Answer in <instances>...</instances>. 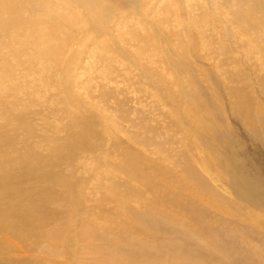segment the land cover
<instances>
[{
    "label": "bare ground",
    "instance_id": "obj_1",
    "mask_svg": "<svg viewBox=\"0 0 264 264\" xmlns=\"http://www.w3.org/2000/svg\"><path fill=\"white\" fill-rule=\"evenodd\" d=\"M117 1L124 2L127 8L129 7L128 9L135 11L140 16L152 15L151 17L156 19L154 20L156 32L161 31L160 28L164 29L163 25L169 22L173 23L176 21V24H178L180 21L179 12H176L178 11L177 9L160 10L161 13L157 12L156 14L150 13L147 9H141L145 3H150V0ZM218 3L221 8L227 9L228 15L230 14V27L233 25L239 26L238 32L240 33L232 30L233 33L231 31V35L243 36L238 41L234 36L230 35L231 42L229 43L234 45V49H232V45L225 44L222 39H217L218 37H214V39L211 38L212 35L209 37L210 32L213 31L212 29L209 28L210 31L205 32V26H211V23H207V20L210 21L211 17L205 10L201 11L198 16L196 13L189 15L186 12V22L189 23L191 20L199 22V24L202 23L200 32L206 33L214 49L219 52L220 65L225 66L224 73L226 75L225 78L228 77L226 79L228 82L224 80L225 85L222 81L221 84L229 97L230 109H228L236 116L235 118L243 120L246 128L260 139L261 136L264 137V116H262L261 105L255 100L258 95L255 89L259 88L260 93L264 96V73L257 72L255 60L252 58L260 60L262 68H264V0H218ZM151 4V7H157L159 6V1H154ZM111 12L113 11L105 0H0V69L9 68L5 71L3 69V72L0 73V86H2L3 76L7 74L11 77L16 74V80L22 87L28 85L26 81L28 76L26 71L28 69L24 68L19 72L17 69L20 65L25 64V59L30 61V65L39 64L43 72L45 68L49 70L57 69L58 65L65 72L60 77L63 80L60 82L64 84L66 93V105L64 108H67V110L64 108L63 110L70 112L67 121L54 126L51 125V127L41 121L42 133H38V123L33 117H30L26 107L17 108L13 103L14 101L7 99L8 96L5 95L6 93L0 87V108L10 116V118L7 116L0 117V264H45L44 259L36 257L35 254H45L46 252L53 255L50 259L53 264H62L61 261L55 262L56 250L54 248H50L48 245L38 247L30 238L37 239V236H40L42 224L47 221L49 214L53 215L50 203L57 198V196L48 194L42 200L41 194L38 193L36 194L38 197L35 196L33 199L26 196L27 189L32 193V185L30 184L33 181L46 179L48 170L53 171L55 169L56 163L39 156L34 143H31L36 136L48 137L49 132H53L54 135L52 136L57 139L55 149L58 152L63 150L67 152L65 148L68 146L85 148L88 151L95 149V152L90 153L88 158H92L97 162L98 167L104 163L107 167L106 172L99 177V181L94 186L96 189H102L104 186H106L104 189H109L112 186L111 190L102 194L103 197H109L108 200L110 201L98 206L94 204L95 208L91 209L90 213L95 215L100 221L96 223V226H87L88 229L96 228L95 231L98 237L104 241L105 245H99L94 249L93 260L88 264H168L165 259L159 258L161 257L159 255L169 251L168 248L165 247L166 249L163 250L162 247L168 245L171 240L169 238L166 239L162 231H157L156 228L161 229V227H158L159 222L167 219L169 223L166 221L168 224H162V227L166 228L167 226L166 231L172 230L171 232L173 233L176 230H184L190 234L200 228H207L214 224H212L213 221L211 219L215 215L211 214L213 211L206 210L203 206L205 207L214 198L220 201L219 209L223 210L220 207L225 206L223 207L224 209L227 208L228 211L235 213V215H240L241 213L240 203L235 200L240 195H246L249 198L248 201L255 207L264 210V189L257 182L250 181V183L247 180V188L249 190L244 194V190L241 188L243 187L242 182H240L237 172L241 165L239 159L237 156L227 157V152L225 156L221 155L220 151L226 148L222 142L227 140L226 136L232 132L230 130L232 124L229 125L228 123V126H226V124L224 125V123L219 121V117H214L219 115L221 116L220 118L230 119L227 115L226 106L222 102L224 99L221 100V96L219 97L218 93L212 88L214 85L210 81L202 79L201 70L196 61L189 64L201 76V78L199 77L201 80L199 85L207 94L214 111L204 103L206 101L203 100V102L201 100L200 94L192 87L194 80L181 76L184 82L183 88L175 91V97L182 106L183 116L179 115L170 119V126L167 131H164L166 135L162 132L163 126L160 123H151L152 118L141 116L133 118L122 117L131 127L142 128L148 132L142 135L136 129H133L135 133L132 135H137L139 138L133 143L130 140H124L118 135L107 137L103 132H100L101 123L94 111L84 106L85 104H82L84 100H80L73 92V89L66 86L69 85L68 79L71 82L72 70L79 63L82 44H88L89 41L95 40L93 45L96 44L102 50L101 52L107 53L103 54H110L111 58L114 57L122 62H129L131 51L127 47L128 43L124 40L122 32H120L118 37L124 44L116 43V46H114L108 43L109 35H113L112 28L110 29V22L114 20L113 17L115 16ZM72 18L79 23L73 24ZM218 20H220L219 15ZM218 22L220 23L219 28H222L225 36H227L228 26L224 24V19ZM181 26L183 27L184 25L182 24ZM128 30L130 38L136 35L132 30ZM184 31H186L184 27L181 31L165 30L169 40L172 41L173 39L174 44H177L178 47L176 45L172 46L177 52L178 50L179 52L183 50L185 52L184 45L179 43ZM196 32L199 33V31ZM75 38H78V40H75ZM139 38L144 43L149 44L148 51H160L161 59L164 57L169 59L168 52H163L161 44H156L154 42L156 40H152L151 35L149 36L148 33L144 32ZM60 39L65 41L62 44L63 46L49 42L50 40ZM196 49L197 46L195 47ZM239 49L242 51L247 50L248 55L246 54L247 56L242 59L241 54L236 56L233 53L234 56L232 57L231 52H236ZM143 50L146 49L144 48ZM63 52L66 54L61 56ZM14 54L18 55L14 65L3 64L6 61V56L10 55L9 58L13 57L12 59H14ZM173 62L176 61L174 60ZM168 63L169 60L167 61ZM137 65L142 68L141 76L149 85H153L151 79L154 76H156L159 83L165 81L157 72L154 73V70L148 69L149 67L146 68L140 63ZM175 67H178V64H175ZM248 68L254 71L255 77L251 79L252 81L248 76ZM17 87L18 83L16 82L10 90L15 91ZM216 87L219 88V84ZM60 88H62V84ZM171 88L174 89L173 87ZM104 96L119 108L122 116L133 114L134 109L121 107L123 101L117 99L115 93L107 92V90L105 92L102 91V97ZM126 101L125 99L124 105H127ZM69 102L71 103L70 106ZM170 107L172 108L173 106ZM177 107L179 106L175 105L173 107L175 112L178 111ZM130 109L132 111H129ZM200 117L205 120L200 122ZM5 119H9L11 123L5 122ZM155 127L156 130L153 132ZM160 135L164 136V138H161ZM198 135L200 140L198 144L203 143L202 146L196 143L195 139H198ZM152 144L159 145L169 165L165 160L158 161V159L148 156L144 147ZM74 154L76 158L81 155ZM176 158H179L178 162L174 160ZM228 158L231 159L227 161ZM46 160L48 170L44 163ZM205 161H208V165L206 164L207 166L205 165L204 169H198L199 167L196 164ZM39 168H41L40 171H38ZM203 171H207L211 173L210 176L213 174L214 177L223 181L222 185L225 189H230L231 191H225L227 197L222 192V194L217 193L220 191L214 186V188H211L209 182L203 176L206 174ZM61 175L65 177L69 187L75 188L77 185H84V177L77 176L76 170H70L66 173L62 166ZM242 179L246 178L243 177ZM68 193L73 195L72 198L74 197L76 201L81 198L80 191L76 189H71ZM74 204L68 202L65 205L67 206L65 212L74 214L77 211ZM40 210L45 216L41 214ZM103 215L110 216L109 222L103 221ZM70 226L71 224L68 223V227ZM252 231L255 232V230ZM28 232H30L29 235ZM238 234L237 238L240 237L241 240L246 242L252 241V237L249 236L246 240L242 235L239 236ZM256 234L259 236L257 240L260 239L264 242L262 232L260 234L256 231ZM160 236L162 237L160 238ZM171 236L169 235L170 238H172ZM210 240L214 242L215 239L206 236L205 242L208 241L209 244ZM253 241L255 240L253 239ZM247 246L250 247V244H247ZM256 246L258 245L256 244ZM38 248L40 251L36 252ZM148 250H153L154 254L158 256L157 258L154 257L155 255L153 256L152 263L143 261V259L150 256ZM256 253L259 255L260 252ZM170 264L174 263L171 262Z\"/></svg>",
    "mask_w": 264,
    "mask_h": 264
},
{
    "label": "rangeland",
    "instance_id": "obj_2",
    "mask_svg": "<svg viewBox=\"0 0 264 264\" xmlns=\"http://www.w3.org/2000/svg\"><path fill=\"white\" fill-rule=\"evenodd\" d=\"M105 1L110 5V8L113 11L111 13L115 15L113 17L114 20L110 22V29L112 28L111 31L113 32V35H109L110 42L108 41V43H110L111 45L113 44L114 46H116V43L124 44V42H121L120 38L118 37L120 32H122L124 40H126L128 43L127 47L129 51H131L128 62L129 64L124 61L122 62L121 60L114 57L111 58V55H106L107 53L104 51L101 52L102 50H100L96 44L93 45V43H95V40L91 42L89 41L88 44H82L81 55L79 56L78 60L79 63L75 65L76 67L74 69L72 68L73 70L71 72V82L68 79L69 85L66 86L71 87L73 89V92L80 98V100H84L82 102V104H85L84 106H87L89 110L94 111L96 117H98L101 123L100 132H103L107 137L118 135L124 140H130V142L133 143L134 141H136V139H139L137 135H132L133 133H135L133 132V129H136L138 133L142 135H145L148 132L144 131L142 128L131 127V125H129L128 122H125L122 117L133 118L141 116L152 118L153 120L151 123H160L164 127H162V132L164 133V131L168 130V127L170 126L169 121L172 117H178L179 115L181 117L183 116L182 106L178 102L179 100L175 97V91L177 89L179 90L180 88H183L182 86L184 82L182 77L185 76L194 80V85H192V87H194L197 93L200 94L201 100L206 101L203 102L206 103L212 109V111H214L213 105L208 100L207 94L205 93L204 89H201L199 85L201 76L198 75L196 69H192L189 64L190 62L196 61V63H198L199 65V69L201 70L202 79L210 81L211 84L214 85V87L212 88H214V90L218 93L219 97L221 96V100L224 99L222 100V102L223 104H225L228 112L225 113H227L230 119L227 118L226 120L224 118H220L221 116L219 115H216L214 117H219V121L224 123V125L226 124V126H228V123L229 125L232 124L230 128L232 134L230 133L229 135H227V140H223L224 142H222L223 146H225L226 148L223 147L224 150L220 151L221 155L225 156L227 152V157L237 156V158L239 159L241 165L239 166V171L237 170V172L240 178V182H242L243 187L241 188H243L244 194H246L249 190V188H247V180H249V182H257V184L264 189V140H262L264 139V137L261 136L260 139L255 137L252 132H250V130L246 128L243 120L235 118L236 116L233 115L229 110V97L227 93H225L226 91H224V86L221 84L222 81L225 85L224 80L228 82L226 80L228 77L225 78L226 75L224 73L225 66L220 65L221 62L219 60L220 58L218 57L219 52L218 50L214 49L212 43L210 42V39H208L206 35L207 31H210V29H212L213 31L210 32L209 37L212 35L211 38L214 39V37H218L217 39H222L225 44H230V35L233 33L232 30L238 32L239 26L233 25L230 27L229 18L231 16L230 14L228 15L227 9L221 8V6H219L218 0H150V3H145V5H143L142 7L140 6L141 9H147L150 13L153 14L160 12V10L165 11L166 9H177L178 11L176 12H179L180 16V21L178 22V24H176V21H174L173 23L169 22L168 24L163 25L164 29L160 28L161 31L156 32L154 28V20L156 19L151 17L152 15L140 16L135 11H131L130 9H128L129 7L127 8V5H125L124 2L122 3L117 0ZM154 1H159V6L151 7V3ZM203 10L208 12L209 16L212 19H210V21L207 20V23H211V26H205L206 33L200 32V25L202 23L199 24V22L191 21L189 18L188 20H190V22L187 23L185 15L187 12L189 15H193L194 13H196L198 16V14ZM218 15L220 16V20L222 21V19H224V24L228 26L227 36H225L223 29L219 28L220 23L218 21L220 20H218ZM71 21L73 22V24L79 23H77L73 18ZM182 24L184 25L183 27L186 29V31H184V33L181 35V40L179 39V43L181 45H184L185 52L180 48L179 49L182 52H179V50L177 52L172 48V46H177V44H174L173 39L172 41L169 40L168 36L165 33V30L168 29L169 31H181L183 30V27L181 26ZM128 29L132 30L136 35L130 38V36H128ZM196 31H199V33ZM114 32H116L117 34ZM144 32L148 33L149 36L151 35L152 40H156L154 41L156 44H161L163 52H168L167 55L169 59L165 57L161 59L160 51H148L147 48L149 44L144 43L139 38L140 35H142V33ZM231 36H234V38H236V40L238 41L243 38V36L235 34ZM75 40H78V38H75ZM49 42L58 43L59 45L65 43V41L61 39L50 40ZM206 42L208 46L206 45ZM196 46L197 49L195 50ZM144 48L147 50V52L146 50H143ZM234 48V45H232V49ZM212 53L213 55H211ZM233 53H235L236 56L241 54L242 59L248 55L247 50L242 51L240 49L236 52L232 51V57L234 56ZM65 54L66 53L63 52L61 56H64ZM14 55V59H12L13 57L9 58L10 55L6 56V61L3 62V64L14 65L18 57V55ZM252 59L255 60L254 62L257 66V72L264 73V68H262L260 60L258 61L257 58ZM168 60L169 65L167 64ZM174 60L176 62H173ZM135 63H140L146 68L149 67L148 69L154 70V73L157 72L158 75H161L165 81H161L162 83H159L158 79H156V76H154L151 79L153 81V85H149V83L147 81L146 83L141 76L143 71L142 68H140V66ZM175 64H178V67H175ZM26 65L27 67H25ZM24 68L28 69L26 71L28 73L26 79L28 85L25 87H22L21 84H19L18 80H16V74H14V77L9 76V74L3 76L5 80L3 79L2 81L3 87H0L2 88L3 92L6 93L5 95L8 96L7 99L12 102L14 101L13 103L17 108L26 107L30 117H33L34 120L38 123V133H42L41 121H44V123L50 127L51 125L54 126L58 123L67 121L70 112L68 113L67 111L63 110L64 106L66 105V93L63 86L64 84L60 82L63 81L60 77L65 74L63 68L57 65V69L55 68L56 70H49L45 68L43 72V69H40L39 64L30 65V61L26 59L25 64L20 65L19 68H17L18 72ZM205 68L207 69L205 70ZM3 69L5 71L9 68L0 69V73L3 72ZM249 69L250 68H248L249 72H247L249 73L248 76L251 80L254 79L253 77H255V75L254 71ZM16 82L18 83V87L15 89V91L10 90L11 87H14V84H16ZM61 84L62 88H60ZM218 84L219 88L216 87ZM171 87H173L174 89H172ZM106 90L107 92L115 93V97L123 101L121 103L122 108L125 109V107H129L134 109L133 114L131 113L129 116H122L119 108H117L114 103H112V101H108V98L105 96L102 97V91L105 92ZM255 90H257L258 93L255 100H257L261 105L260 107H262V116H264V96H262V94L260 93L259 88ZM125 99L127 100V105H124ZM168 102L170 105L168 104ZM174 104L176 106H179L177 107V112H175V109L173 108L175 107ZM70 105L71 103L69 102V106ZM170 106L173 107L171 108ZM64 109L67 110V108ZM132 109H130L129 111H132ZM6 116L10 118L8 113L0 108V117ZM201 118L203 117L199 118L200 122L205 120ZM4 121L11 123L9 119H5ZM155 130L156 127L153 132H155ZM164 134L166 135V133ZM52 135H54V133L49 132L48 137L36 136L31 142L34 143L36 152L39 156L48 159L51 162H55L56 166H54L55 169L53 171H49L47 169V160L44 161L45 167L48 170V177L46 179L33 181L30 184L32 185V193H30L27 189L26 196L27 198L33 199L35 196L38 197L36 195L38 193L41 194L40 197L42 200L46 198L48 194L51 196H57V198H55L50 203V208L53 211V215L49 214L47 216V221L42 224L40 236H37V239H34L33 237L30 238L35 244L38 245V247L48 245L50 248H54L56 250V263L61 261L62 264H88L93 260L94 249L99 245H105V243H103L104 241L98 237L95 231L96 228L88 229L87 226H96V223L100 221L95 215H91L90 213L91 209L95 208L94 204L95 206H98L110 201L108 200L109 197H103L102 194L107 192L108 190H111L112 186H110L109 189H104V187L106 186H104L102 189H96V187L94 186L95 183L99 181V177L106 172L107 167L105 163L102 165L100 164V167H98L97 162H95L92 158H88V155L90 153H94L95 149L88 151L85 148H75V146H68L65 148L67 152H65V150L58 152L55 149L57 146V139H55ZM161 138H164V136H161ZM195 140L197 145H203V143L198 144L200 142L199 135L198 139ZM144 148L149 157L156 158L158 159V161L165 160V162L169 165L168 161L164 158L163 152L161 151V148L158 144L148 145ZM195 149L198 150L196 147ZM74 153L81 155H84L86 153V155H80L79 158H76ZM230 159L231 158H228L227 161H229ZM174 160L178 162L179 158H176ZM207 163L208 161L198 162L196 165L197 167H199L198 169H204ZM62 166L64 167L66 173L70 170H76L77 176L84 177V185H77L75 186V188L69 187L68 182L65 181V177L61 175ZM40 170L41 168L38 169V171ZM260 171L262 172L260 173ZM203 173H206L202 175L205 176V179L209 182L211 188L215 187L218 191H220L217 193H224V196L227 197L226 192L228 190V192L231 191L230 189H225V187L222 185L223 181L214 177L213 174L212 176H210L211 173L207 171H203ZM89 174H91L92 176ZM208 175L213 178H210ZM243 177H245L246 179H242ZM102 183H104V181H102ZM71 189L80 191L81 198L77 199V201L74 197L72 198L73 195L68 193L69 191H71ZM71 199L75 202H73ZM235 200L239 201L240 203V215H235V213L228 211L227 208L224 209L223 207L225 206L220 207L224 211L219 209L220 201L215 198L211 199L210 203L205 205V207L203 206V208L206 210L208 209L209 211H213L211 212V214L215 215V217L211 219V221H213L212 224H214L208 226L207 228H200L190 234L184 230H176L174 233L171 232L172 230L166 231L167 226L166 228L162 227V224H168L169 222L167 221V219L161 220L158 225V227H161V229H156L159 232L162 231V233L165 234L164 237L166 239L169 238V240H171L172 242L170 241L168 245L162 247L163 250L168 248L169 251L163 252L161 255H159L161 256L159 258L165 259L166 263L168 264H170L171 262L174 264H264V242L260 239L257 240L259 236L256 234V231L260 234L262 232L264 237V210L255 207V205L248 201L249 198L246 195H240L238 196V198H235ZM68 202H71L72 204L75 203L74 206L76 207L77 211L74 214L65 212V208L67 207L65 205ZM40 212L43 216H45L41 210ZM56 218L58 219L56 220ZM109 218L110 216L108 215L102 217L104 222H109ZM68 223L71 224L70 227H68ZM247 223L249 225V228ZM252 230H255V232ZM170 232L171 234H169ZM236 233H239V236L242 235V237L246 240L249 238V236L252 237L251 242L254 243L243 241L240 237V239L237 238L238 236ZM29 234L30 232H28V235ZM169 235H172V238H170ZM200 236L205 238H202ZM206 236L211 239H215L214 242H211V240L209 241V244L208 241L205 242ZM161 237L162 236H160V238ZM253 239L255 241H253ZM243 242L244 244H242ZM255 242L258 246H256ZM247 244H250V247H248ZM245 247H247L248 249ZM244 248L247 250H245ZM39 251L40 249L38 248L36 252ZM252 251H255V255ZM148 252L150 256L143 259V261L146 263H152V258H157L158 256L154 254L153 250H148ZM256 252H260L259 255ZM35 256L40 259L43 258L45 264H53V262L50 260L53 255L47 254V252L45 254H35ZM137 257L141 258L140 256Z\"/></svg>",
    "mask_w": 264,
    "mask_h": 264
}]
</instances>
